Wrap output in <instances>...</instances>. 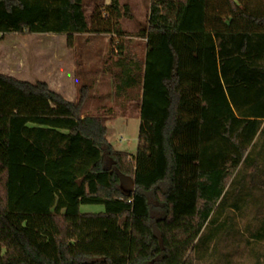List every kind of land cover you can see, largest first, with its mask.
I'll return each instance as SVG.
<instances>
[{"label": "trees", "instance_id": "obj_1", "mask_svg": "<svg viewBox=\"0 0 264 264\" xmlns=\"http://www.w3.org/2000/svg\"><path fill=\"white\" fill-rule=\"evenodd\" d=\"M102 7L0 0V35L124 37L127 5ZM137 37L113 84L139 91L133 159L81 116L87 86L70 102L0 74V264H194L236 234L225 211L264 215V0H150Z\"/></svg>", "mask_w": 264, "mask_h": 264}, {"label": "rangeland", "instance_id": "obj_2", "mask_svg": "<svg viewBox=\"0 0 264 264\" xmlns=\"http://www.w3.org/2000/svg\"><path fill=\"white\" fill-rule=\"evenodd\" d=\"M145 1L118 0L119 5H127L131 14V18H121L119 21L120 29L125 32L124 37L104 35L84 41L85 37L78 36L68 44L64 35H0V74L30 83L46 82L51 90L70 102L77 99L80 86H87L89 98L81 110V116L102 114L108 128L107 140L116 150L125 152L133 159L139 126V110L133 99H136L139 91L130 90L125 97H117L113 84L117 72L115 62L119 56L128 53L135 54L138 59L143 58L144 40L137 35L146 20ZM83 4L87 14L96 7L101 12L104 10V0H83ZM119 45L122 47L120 54L117 49ZM102 211L100 205L79 207L80 213ZM255 211L250 203L240 213L225 211L232 215L236 234L222 239L215 253L196 258L194 264H264V232L260 241L252 237L259 224H264V215H258ZM258 213L264 214L263 203L258 207Z\"/></svg>", "mask_w": 264, "mask_h": 264}, {"label": "crops", "instance_id": "obj_3", "mask_svg": "<svg viewBox=\"0 0 264 264\" xmlns=\"http://www.w3.org/2000/svg\"><path fill=\"white\" fill-rule=\"evenodd\" d=\"M144 1V0H143ZM150 0H146L145 3H146V6L148 7V4H149ZM109 4V0H104V6H107ZM52 35H57V34H52ZM58 35H64V34H58ZM104 35H107V36H113V34H87V33H84V34H80V35H73L72 36V40L75 39L76 37H85L84 38V41H87L86 39H90V37H96V36H104ZM66 37V35H64ZM144 40V39H143Z\"/></svg>", "mask_w": 264, "mask_h": 264}]
</instances>
